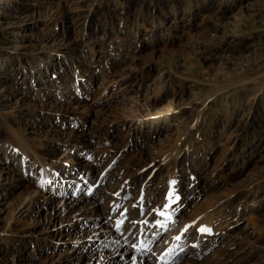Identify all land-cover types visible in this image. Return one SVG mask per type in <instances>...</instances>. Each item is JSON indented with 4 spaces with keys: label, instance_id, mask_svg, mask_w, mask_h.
I'll return each mask as SVG.
<instances>
[{
    "label": "rangeland",
    "instance_id": "rangeland-1",
    "mask_svg": "<svg viewBox=\"0 0 264 264\" xmlns=\"http://www.w3.org/2000/svg\"><path fill=\"white\" fill-rule=\"evenodd\" d=\"M169 153L173 221L138 255ZM217 201L228 235L164 261ZM143 255L264 264V0H0V264Z\"/></svg>",
    "mask_w": 264,
    "mask_h": 264
},
{
    "label": "bare ground",
    "instance_id": "bare-ground-1",
    "mask_svg": "<svg viewBox=\"0 0 264 264\" xmlns=\"http://www.w3.org/2000/svg\"><path fill=\"white\" fill-rule=\"evenodd\" d=\"M93 53H94V51H93ZM19 134L14 133L13 137L14 138L16 137L15 139H17V141L16 140L15 141L18 142L20 147L19 148H13L12 152L10 153L11 154L10 156H12L13 159H17V158L21 157V162L23 163V165L29 159L30 165H28V167L30 166L31 169H33V166L35 164V162H33V158H34V156L32 155L33 152L30 151L28 144L25 143L20 138L21 136H19ZM31 152H32V154H31ZM175 154H176V152H175ZM169 156H170V153L168 156H166L167 157L166 160H163V161H167V163L169 165V166L168 165L167 166L170 169V174H171L169 177L170 192H169L168 196L166 197V199L164 200L165 202L163 203V205L156 210L155 215L151 216V221L150 222L148 221L149 224L145 228L143 233L142 232L139 233L138 242L136 243L137 247L135 246L136 247L135 251L138 253V255H140L139 252L143 253L144 252L143 250L147 249L149 247L151 241H153V239L155 237H158V235L161 234L162 232H164L165 229L169 228L171 222L173 221L174 203L179 198L177 191H175L176 190L175 189L176 188V183H175L176 175H174L173 172L175 173V171L177 170L176 169L177 156H179V155L178 154L174 155V157H172V158L171 157L169 158ZM29 160H28V162H29ZM28 167H26V168H28ZM58 186H59V183H58ZM125 191H127L126 192V194H127L128 191H130V187L128 189H126ZM125 191H122L121 194H123ZM218 202H221V201H217L216 203L211 202V206H210L211 209L208 210V212L198 214L199 212L204 210L203 209L204 207L203 208L199 207L196 209V211L194 210L195 215L198 214L194 218V220H195L194 224L188 223L186 225L187 228L184 229L185 230L184 236L182 238H185L190 232H192L194 227L198 228L197 236H196V241H197L196 246L194 245L195 247L193 249L187 248V249H184V251L182 253H178L179 251L181 252V249L185 248L181 244H180V247H178L179 246L178 242H182V239L179 238L177 241L175 240L176 241L175 243L170 244L171 246L169 245V249L167 251V254L165 256L164 261H166V262L170 261L173 257H175V255L178 256L179 254L180 255L192 254L193 256L199 255L202 252H204L205 249L212 247L217 241H219V239L223 238L225 235H228L227 230L230 228V225L229 224L224 225V223L222 222L223 213L216 212L221 208V205H220L221 203H218ZM66 206H67L66 209L68 210V209H70V207H74V202L73 201L71 202V200H70V204L69 205L67 204ZM116 207H117V205H116ZM139 209L141 210V207ZM143 229H144V226H140V231ZM202 229H206V230L202 231ZM203 241H204V246L202 244ZM137 262H139V264H153L152 259H150V257H148V256L145 257L144 255L141 256L137 260ZM102 264H111V263L104 261ZM227 264H232V263L230 262Z\"/></svg>",
    "mask_w": 264,
    "mask_h": 264
},
{
    "label": "snow or ice",
    "instance_id": "snow-or-ice-1",
    "mask_svg": "<svg viewBox=\"0 0 264 264\" xmlns=\"http://www.w3.org/2000/svg\"><path fill=\"white\" fill-rule=\"evenodd\" d=\"M206 229H202V231H205Z\"/></svg>",
    "mask_w": 264,
    "mask_h": 264
}]
</instances>
